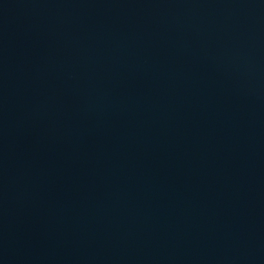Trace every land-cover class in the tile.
<instances>
[{
	"label": "water",
	"instance_id": "1",
	"mask_svg": "<svg viewBox=\"0 0 264 264\" xmlns=\"http://www.w3.org/2000/svg\"><path fill=\"white\" fill-rule=\"evenodd\" d=\"M0 264H264V0H0Z\"/></svg>",
	"mask_w": 264,
	"mask_h": 264
}]
</instances>
